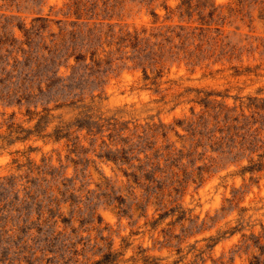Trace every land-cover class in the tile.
<instances>
[{
	"label": "rangeland",
	"instance_id": "1",
	"mask_svg": "<svg viewBox=\"0 0 264 264\" xmlns=\"http://www.w3.org/2000/svg\"><path fill=\"white\" fill-rule=\"evenodd\" d=\"M0 264H264V0H0Z\"/></svg>",
	"mask_w": 264,
	"mask_h": 264
}]
</instances>
